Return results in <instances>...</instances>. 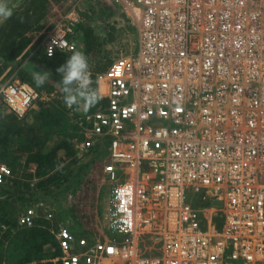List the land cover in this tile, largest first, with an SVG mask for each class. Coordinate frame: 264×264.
Listing matches in <instances>:
<instances>
[{"label": "built area", "instance_id": "obj_1", "mask_svg": "<svg viewBox=\"0 0 264 264\" xmlns=\"http://www.w3.org/2000/svg\"><path fill=\"white\" fill-rule=\"evenodd\" d=\"M70 4L42 41L48 59L78 50L80 13L94 5L122 8L138 45L96 74V109L74 106L78 148L108 152L113 240L61 228L52 261L264 264V0ZM0 97L19 118L41 99L20 81ZM12 174L0 163V186ZM35 216L29 209L20 223Z\"/></svg>", "mask_w": 264, "mask_h": 264}, {"label": "trees", "instance_id": "obj_2", "mask_svg": "<svg viewBox=\"0 0 264 264\" xmlns=\"http://www.w3.org/2000/svg\"><path fill=\"white\" fill-rule=\"evenodd\" d=\"M88 12L107 17L115 14L109 7H96V5L88 8ZM11 21L15 24L17 19L10 18L0 27V79L10 68L9 73L16 72L20 68L21 62L27 59L25 66L20 69L24 73L17 72L15 78L30 87H35V82L24 75L25 73L34 71V69L40 70L39 65H42L56 74L55 69L63 64L71 54H58L56 57L48 59L43 53H38L36 58L28 59L26 50L29 48L30 38L23 37L15 40L14 35L17 32L21 33L20 31L23 29L20 23L11 26ZM81 27L82 24L78 25L79 29ZM83 29L85 31L83 38L87 48L92 50L95 45L94 39L96 40L93 36L96 32L90 27ZM93 52L88 51L87 53L90 55L88 61L93 81L92 87L95 88L97 87L96 74L105 70L112 62L110 61L107 66L104 65L105 68L99 69L96 65L104 60L98 53L93 54ZM16 63L19 64L15 65ZM100 103L101 100L96 106L90 108L89 112L96 109ZM36 105L39 110L33 112L35 120L42 121L43 124H47L44 121H48L52 128L59 127V130L62 126L65 127L68 122L67 106L57 100H39ZM24 118L21 119L13 113L0 115V161L6 162L13 171L17 167L24 166L26 170L30 171L28 175L31 180L39 179L40 181L37 183V190L29 197L22 194L19 188L16 192H10L0 186V264H60L54 263L52 260L62 256V249L56 238L61 228L72 235L82 234L89 238L93 237L91 233L85 232L81 227L71 223L68 217L69 211L59 203V197L69 192H76L95 158L90 160V156L87 155L84 157L86 158L85 163L81 165H78L75 158L71 164L60 168V156L66 158L76 154L75 142L67 139L66 131L63 129L59 134H54L58 135L55 137L58 139L56 141L54 139L50 146L46 145L48 147L46 148L40 144L42 142L38 143L36 140H29L26 137L27 129L24 126ZM94 155L97 158H105L108 156V152L97 149L94 151ZM23 157H26L25 164L21 163ZM11 183L15 186L23 185L17 179L11 180ZM54 185L56 186L52 189L51 187ZM43 198L51 199L53 204H44ZM16 202L21 204L22 211L15 206ZM36 204L40 205H38V213L32 224L22 225L19 221L20 215L25 214L28 208ZM49 214L52 215L51 218H49Z\"/></svg>", "mask_w": 264, "mask_h": 264}, {"label": "rangeland", "instance_id": "obj_3", "mask_svg": "<svg viewBox=\"0 0 264 264\" xmlns=\"http://www.w3.org/2000/svg\"><path fill=\"white\" fill-rule=\"evenodd\" d=\"M70 1L71 0H24L21 6L16 7L15 4L12 5L11 0H9V6L13 8V16L11 18H16V23H20L22 29H33L27 31L33 32V34L29 35L33 36L35 34V39H37L39 36H43V34L47 36L48 34L55 31L57 24L71 9L72 4H70ZM114 12V15L108 17L106 15L98 16V14H91L89 12L87 13V10H82V12L80 13L81 21L78 23V25L82 24L83 28L90 27L96 32L95 36H93V38H96V40L94 39L95 45L92 50H88L85 39L83 38L85 31L82 27L81 29H79L78 25L74 41H76L78 45V50L83 51L88 58L90 57V55L87 53L88 51H94L93 54L98 53L99 56L103 58L104 61L96 65L97 67H99V69L105 68V66H107L110 61H115L121 55H128L137 49L138 34L135 27L131 23V20L127 19L125 14H123L122 12V8L120 7H118V9H116ZM15 24L12 23V21L10 23L11 26H14ZM1 26H3V23L1 24ZM45 36L39 38L38 45L41 44ZM20 37L21 33L14 35L15 40L19 39ZM34 46L35 48H37V50L28 53V59L30 60L36 58V55L38 53H43L42 44L40 46L41 49L37 47V44ZM21 63L22 64L20 68L16 72L10 74L9 71L6 72L7 75L3 79L6 82L4 81L0 88L8 82L13 83L14 81H20L18 79H13V77L17 75V72H22V70L20 69L25 66V64L27 63V59L26 61ZM39 69H43L44 71L49 72V78L45 81L44 85H42L41 87L31 86L33 89L39 92L41 97L40 101L57 100L58 102H61L62 105H65L58 75L55 74L54 71L47 70L42 65H39ZM24 75L28 76L29 79L34 82L33 71H29ZM75 108L76 107L73 106L71 111L69 107H67L68 122L65 124V127L62 126L61 130H59V127L52 128L51 124L48 121H44L47 124H43L42 121L34 119L35 114L33 112H35V110H39L37 105L35 104L31 111H29V113L25 115L26 117L24 118V126L27 129L25 135L29 140H36L38 143L42 142L40 143L42 144V146H50L55 137L58 136L54 134H59V132L64 129L67 134V139L75 142L76 154H74V156L70 155L66 158L60 156V168L68 166L72 163V161L75 160V158L78 165L85 163L86 158L84 157L87 155L90 156V160L95 158V161H93V163L91 164L87 175L81 181V184L76 189V192H69L64 196H60L59 203L69 211L68 217L70 218L72 224L74 223L77 226L81 227L83 231L95 235L96 238H107L109 240H113L108 229L107 219L109 189L113 184L105 173V166L109 161L107 157H95L94 153L92 154L93 150L91 149V147H83V149L78 148L83 140V133L79 126L76 124L77 114L75 113ZM10 113L12 112L4 104L2 98L0 97V115ZM74 124L76 126H73ZM57 139L58 138H56L55 141ZM14 148H16L15 145ZM46 148L48 147L46 146ZM25 158L26 157L22 158V164H25ZM1 164L8 166L6 162H1ZM12 172L14 178H10L5 185L1 186L2 188H6V190H9L10 192H16L17 188H19L22 194H25L27 197H29V195L33 194V192L37 190V183L40 180H31L28 175L30 171L26 170L24 166L17 167L16 170H12ZM15 179L19 180V182H21L23 185L15 186L14 184H12L11 180ZM55 186L56 185L51 188L54 189ZM44 199L48 198L42 199V201H44V204H53V202L50 201L51 199ZM38 205L40 204L32 205L27 209V211L29 209H33L37 214ZM15 206H17L19 210L22 211L20 203L17 204L16 202ZM23 214L24 213L20 215L19 221H21V217L23 216ZM60 227L61 225L59 226V228ZM79 236L84 235L81 234ZM102 264L120 263L115 261H104Z\"/></svg>", "mask_w": 264, "mask_h": 264}, {"label": "clouds", "instance_id": "obj_4", "mask_svg": "<svg viewBox=\"0 0 264 264\" xmlns=\"http://www.w3.org/2000/svg\"><path fill=\"white\" fill-rule=\"evenodd\" d=\"M12 16L13 8L9 6V0H0V24ZM55 72L59 77L63 100L67 107L77 106L84 112H88L103 98L104 88L101 86L99 78L97 87H92L90 65L88 57L83 51H72L65 62L55 69ZM48 78V71L34 69L33 80L37 87L44 85Z\"/></svg>", "mask_w": 264, "mask_h": 264}, {"label": "crops", "instance_id": "obj_5", "mask_svg": "<svg viewBox=\"0 0 264 264\" xmlns=\"http://www.w3.org/2000/svg\"><path fill=\"white\" fill-rule=\"evenodd\" d=\"M24 2V0H11V3H12V5H14L15 4V6L16 7H18V6H21V4ZM0 27H1V24H0ZM27 30H33V29H23V30H21L20 32H21V37L20 38H23V37H27V38H30V45H29V48L26 50L27 51V56H28V53H30L31 51H34V50H37V48H35V46L34 45H36L37 44V47L39 48V49H41L40 48V46H41V44H42V42H41V44L40 45H38V40H39V38L40 37H43V36H45L44 34H43V36H39L37 39H35V37H36V35L34 34L33 36H31V35H29V34H33V32H29V31H27ZM19 32H17V34H18ZM42 33V32H41ZM44 39V38H43ZM29 58V57H28ZM19 63H16L15 65H18ZM11 69V68H10ZM10 69L8 70L9 72H10ZM10 74V73H9ZM7 75V73H5L4 75H3V77L0 79V86L4 83V81L5 80H3L4 78H5V76ZM15 78V76L13 77V79ZM15 79H17V78H15ZM6 82V81H5ZM21 82V81H20ZM22 83V82H21ZM23 84H25V83H23ZM14 114V113H13ZM24 118V117H23ZM23 118H21V119H23ZM94 152H92V154H93ZM0 163H1V161H0ZM5 185V184H4ZM3 186V185H2ZM74 235V234H73ZM75 237H77V236H79V235H77V234H75L74 235ZM58 240V239H57ZM107 261H110V260H107ZM110 262H114V261H110ZM116 262V261H115ZM103 263V262H102ZM101 263V264H102ZM120 263V262H119ZM121 264V263H120Z\"/></svg>", "mask_w": 264, "mask_h": 264}]
</instances>
